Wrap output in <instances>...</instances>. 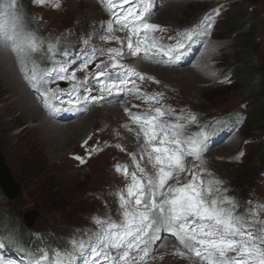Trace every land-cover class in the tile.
<instances>
[{
    "label": "rangeland",
    "instance_id": "rangeland-1",
    "mask_svg": "<svg viewBox=\"0 0 264 264\" xmlns=\"http://www.w3.org/2000/svg\"><path fill=\"white\" fill-rule=\"evenodd\" d=\"M5 1L17 12L14 11L11 17L6 12L0 14V30L9 28L11 31V21L16 19L15 27L19 21L25 32H30L27 27L35 22L40 31L53 37L66 30L71 31V34L81 29L87 31L95 21L102 20V29L119 33V26L112 18L113 10H103L88 0H63L64 4L56 11L38 10L34 7V0ZM207 2H182L178 6L170 3L157 13L153 21L169 29H182L190 26L214 5ZM222 2L228 4V7H224L223 15L212 36V46H218L212 63L216 65L213 68L216 73L213 75L217 81L220 72L231 71L234 74V83L217 87L214 80L201 79L200 73L196 74L194 70L193 72L182 67L173 70L174 73L166 79L158 76L157 79H161L173 91L178 104L189 105L202 116L209 118L216 114L242 111L241 104H246L248 121L252 115L249 107H260L264 112V0ZM167 11H170L169 14ZM246 12L249 14H244ZM40 17H44L46 23ZM5 19L11 20L4 22ZM231 23L240 25L241 30L229 29ZM121 34L129 35L127 29H123ZM236 34L238 35L235 37ZM34 52L28 53L29 60L43 65L45 60L41 50L36 49ZM9 67L17 85L11 87L7 79L0 77V91L3 89L0 94V152L5 166L20 189V195L16 200L9 201L0 191V219L6 218L5 214H8L17 224L22 225L23 213L35 209L39 213L34 225L38 226L36 230L52 228L64 232L72 223L82 225L85 223L82 217L85 212L90 208L96 210L100 206L92 192L98 193L100 186L105 188L109 182H113L109 165L114 154L105 152L98 158L89 160L86 167L81 168H77L68 156L78 152L79 141L86 137V130L90 131L89 124L97 126L95 116H100V113L102 115L104 111L106 114L109 112L106 109L101 112L92 111L84 117L85 123H72L62 127L58 139L53 133L57 130L55 127H49L42 134L39 127L44 119L40 117L37 120L36 117L41 115L40 111L34 106L31 95L20 83L13 67ZM177 76L183 79L176 78ZM27 109H30V113ZM115 119L110 117L106 122H113ZM250 123L251 121L246 122L233 145L228 142L224 147L205 156V165L210 168L209 170L206 167L211 176L207 173L204 179L222 181L220 187L227 189L222 194L233 198L235 202V196L241 197L249 186L252 194L248 199H254V196L264 198V169L253 177L251 172L255 167L252 170L245 168L246 163L251 162L257 152L249 141H243L251 135L247 132L251 127ZM106 128L102 126L97 130L104 132ZM63 131H68L69 135ZM238 152L244 153L236 163L233 157ZM257 165L258 163L255 164ZM90 195H93L92 200H88Z\"/></svg>",
    "mask_w": 264,
    "mask_h": 264
},
{
    "label": "snow or ice",
    "instance_id": "snow-or-ice-1",
    "mask_svg": "<svg viewBox=\"0 0 264 264\" xmlns=\"http://www.w3.org/2000/svg\"><path fill=\"white\" fill-rule=\"evenodd\" d=\"M150 8L151 4L145 2L142 9L129 11L123 20L117 17L116 23L121 25V30H128L126 46L131 50V55L142 53L144 57H167L171 61L176 53L185 49L186 42L193 39L197 30L177 33L176 37L169 36L168 39H174L175 43L165 47L155 38L150 39V34L166 31L159 24L148 22L152 14ZM215 14L219 15V11ZM210 27L211 24L202 26L203 30ZM117 43L123 45L124 41L117 38ZM3 46L11 47L18 56L23 53L22 61L27 58L29 52L35 51L34 38L23 30L19 21L13 28L11 36L5 34ZM108 52L113 59L110 64L103 66L105 69L120 70L116 73L118 76L131 73L140 81L147 79L153 83H159L154 77L146 76L120 63L119 58L123 55L120 49L110 48ZM91 62V60L87 61L86 66ZM60 71H64L62 65ZM106 76H108L107 71L101 70L98 73V77ZM72 78L75 79V77ZM31 79L34 81L33 89L39 97L43 98L44 106L47 108L48 100L56 98L59 90L46 87L50 82L46 71L39 75L34 71ZM128 83V80H120L119 83H103L101 91L108 93L113 90L123 91L120 85ZM131 83L135 84V81ZM128 91L140 92L139 88H129ZM162 95L158 93L149 96L146 93H140L138 98L145 102L160 103L158 97L162 98ZM100 99L103 97L101 96ZM153 111V115H133L125 109L143 133L144 144L149 149L148 158L150 162L154 160L152 168L155 171L148 172L139 163L136 164V171L131 173L126 167L121 169L117 166V172L122 171L126 177L129 175L131 177L126 194H121L119 197L120 207L123 210V222L116 224L111 221H96L97 224L107 228V233L106 239L92 251L91 264H103L105 261L107 264H136L137 260L140 264H146L148 259L155 258L153 253L156 241L161 239L162 231L171 234L181 246L174 251L173 255L179 258H196L195 264H264V238H260V242L256 243L258 238L253 231L249 230L246 218L236 214L238 205L235 200L222 194L227 192V189L220 187L222 181L218 179L206 181L203 178L204 172L207 171L202 159V153L206 148L205 133L198 132L194 136H183V124L169 123L162 119L166 113L171 114V110L156 107ZM190 119L195 122L196 117L193 115ZM240 156H243L242 152ZM187 157H193L199 162L196 166L200 169L199 171H196V167L187 166ZM74 159L81 164L85 163L80 156ZM181 173L191 176V179L183 185L179 184ZM208 175L211 176V173ZM173 179L177 181L176 185L169 184V181ZM261 210H264V206ZM251 215L255 217L257 213L252 212ZM4 247L6 245L0 242V249ZM78 247L83 250L84 244L80 243ZM109 249H116L119 252L113 256ZM229 253H235V255L231 256ZM67 255L68 259L59 264H73L71 255ZM96 257L100 259L97 260ZM160 259H163V255ZM0 264H5L2 257H0ZM33 264H41V261H34ZM85 264H89V260H85Z\"/></svg>",
    "mask_w": 264,
    "mask_h": 264
},
{
    "label": "bare ground",
    "instance_id": "bare-ground-1",
    "mask_svg": "<svg viewBox=\"0 0 264 264\" xmlns=\"http://www.w3.org/2000/svg\"><path fill=\"white\" fill-rule=\"evenodd\" d=\"M173 6H178L180 4H182V2H174V3H171ZM175 9V8H174ZM177 9V8H176ZM177 11V10H176ZM168 14L170 11H167ZM0 52H2L0 50ZM144 69L151 73V74H154L156 76H158L159 78H163V79H166L168 75H172V71H170L169 69H165V68H151V67H144ZM193 71V70H192ZM194 72V71H193ZM201 75H204V74H201ZM0 77H2V79H7V81L9 82L8 85H10L11 87H15V85H17V80L14 79V77L12 76V73H11V68L9 67V65H7L6 63V59H5V56L0 53ZM176 78H180V79H183V77H176ZM1 81V80H0ZM3 91V89H1L0 91V94L1 92ZM1 103V102H0ZM106 111H108L109 113L106 114V115H102L101 117L100 116H95L94 119L100 117V119H105V116L107 118V116H117L118 114V110L116 109H106ZM27 112L30 113V109H27ZM42 117V114L41 115H38L36 118L38 120V118ZM2 118V116L0 115V119ZM84 118H82L78 123V125H81V123H85L84 122ZM1 123H4V121H2ZM68 125V124H67ZM85 125V124H84ZM49 127H55L57 130L54 131L53 133L56 135L55 137H57L58 139V135H60V129L62 127H58V126H55L53 124H50L49 122H47L46 120L43 121V123L40 122V127H39V131L40 133L42 134H45L46 133V130H48ZM6 129H8L7 127H5ZM63 133H66L69 135V132L68 131H63ZM71 140V138H70Z\"/></svg>",
    "mask_w": 264,
    "mask_h": 264
},
{
    "label": "trees",
    "instance_id": "trees-1",
    "mask_svg": "<svg viewBox=\"0 0 264 264\" xmlns=\"http://www.w3.org/2000/svg\"><path fill=\"white\" fill-rule=\"evenodd\" d=\"M244 14L248 15V12ZM239 26L240 25H234L231 26L230 29L235 28L239 30ZM250 110L252 112L251 118L249 119V121H251V127L248 132L253 133L252 136L254 141L252 143V147L255 148L257 152L253 155V158L251 159L252 161L246 163L245 168L252 170V167H255L253 172H251V174L254 175L259 170V168L262 167L264 159V112L260 107L255 106L250 107ZM257 133L259 134L256 135ZM256 163H258L257 166H255Z\"/></svg>",
    "mask_w": 264,
    "mask_h": 264
},
{
    "label": "water",
    "instance_id": "water-1",
    "mask_svg": "<svg viewBox=\"0 0 264 264\" xmlns=\"http://www.w3.org/2000/svg\"><path fill=\"white\" fill-rule=\"evenodd\" d=\"M0 188L7 198L10 200L17 198L19 195V187L15 185L10 171L6 168L4 159L0 153ZM28 220H25L27 226L33 224V220L37 215L35 213H28Z\"/></svg>",
    "mask_w": 264,
    "mask_h": 264
}]
</instances>
